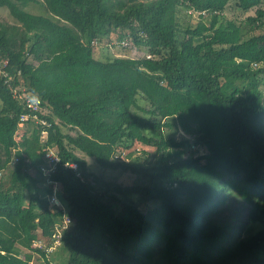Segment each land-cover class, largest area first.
Returning <instances> with one entry per match:
<instances>
[{"label":"trees","instance_id":"1","mask_svg":"<svg viewBox=\"0 0 264 264\" xmlns=\"http://www.w3.org/2000/svg\"><path fill=\"white\" fill-rule=\"evenodd\" d=\"M37 1L0 0V264H264V0Z\"/></svg>","mask_w":264,"mask_h":264},{"label":"rangeland","instance_id":"2","mask_svg":"<svg viewBox=\"0 0 264 264\" xmlns=\"http://www.w3.org/2000/svg\"><path fill=\"white\" fill-rule=\"evenodd\" d=\"M25 9L26 10H29L31 12H35V13L36 12L37 13L44 12V7H43V5H42V3H41L40 0H38L37 2H31V3H29ZM195 14H197V13H195ZM228 15L234 16V13H231V14L228 13ZM182 18H183L182 19V22H188V23H194L196 21V19H197L196 16L188 17L187 15H184ZM237 18L240 19V17H237ZM0 23H2L3 25H6V26L18 25L19 24L8 13V10H7L6 7H0ZM127 50H128V54H130V55L136 54L138 56H140L141 53L143 51H145V49L143 51H141V50L136 51V49H134V48H128ZM97 51H98V53H97ZM97 51H94V56L95 57H97L99 55V52H101V51H102V53H106V52L109 51V53H112V54H116V52H117V50H116L115 47L108 48L107 46L104 49H97ZM135 51H136V53H134ZM101 57H104V56H101ZM140 104L141 105H145L143 101H141ZM135 110L141 116H143V117H149V113L148 112L140 111L138 109H135ZM153 135L159 137L158 132H156V131L153 132ZM175 135L179 138L182 135H184V133L179 129L178 132ZM198 151L199 152H202L203 151V148H200ZM129 152L132 153V156H131L133 158L132 160L135 159L136 164H141V165L142 164L143 165H151V164H154V162H155V160H157V156L159 154V151L154 146H151V145H142L139 142H135V141L132 144H130L129 146L122 147L121 145H119V146H116V148H115V154H118L119 153L120 154V157H122V158H124L125 155L127 153H129ZM87 161H88L89 165H91V167H92V169L94 171L100 172V169L97 168L92 163L91 158H87ZM118 174H119L118 171H109V170H107V171L104 172L103 175L106 178H108V179H111V178L113 179ZM4 180H5V178H4ZM55 188H57L56 184H55ZM229 214H230V209L225 210L223 212L222 217L223 218H226ZM237 222L240 225H243L245 222H247V226L250 227L248 230H246V229L241 230L239 232V234L241 236L247 235L254 228V225L252 224V222L249 221V220H247V219H245V217L242 216V215L239 217V219H237ZM37 233H39V232L37 231ZM36 243L33 244V245H35V246L36 245H39L41 242L40 243L39 242H36ZM48 250L50 251L52 249H48ZM57 255H58L57 249H54L52 252H50L47 255V257L49 259L58 258ZM44 260L45 259L41 255V253H39V252H32V258H31V261L29 262V264H45V261Z\"/></svg>","mask_w":264,"mask_h":264},{"label":"built area","instance_id":"3","mask_svg":"<svg viewBox=\"0 0 264 264\" xmlns=\"http://www.w3.org/2000/svg\"><path fill=\"white\" fill-rule=\"evenodd\" d=\"M128 43L129 42L127 40H121L119 42V44L122 46H128ZM146 56L149 57L150 55L147 54ZM7 65H8V60L6 58H3L0 56V77L4 78V81L8 83L11 76L7 70ZM18 74H19V72H18ZM12 91H13L14 96L21 97L23 95L24 89L21 86L17 85V86L12 88ZM39 102H40L39 99H36V98H31V99L26 100L25 106L29 110V112L23 113L20 115L19 122H18L19 128H25L26 123L29 119L35 123L46 124V122L44 120L39 119L35 113L31 112V111H37L39 109ZM40 139H41V141L46 139V131L45 130H42L40 132ZM43 158H44L45 164L40 167L43 174H48V173L52 172L55 169L56 164L60 161V158H59L56 150L53 148L52 149H46L45 152L43 153ZM65 165L71 166L73 169L77 168V165L73 162L65 163ZM51 200L55 203H58V200L55 197L54 193L51 195ZM67 221H68V219H64L63 225H65L67 223ZM54 242L57 243L58 241L55 240Z\"/></svg>","mask_w":264,"mask_h":264}]
</instances>
